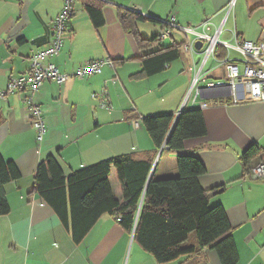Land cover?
Wrapping results in <instances>:
<instances>
[{
    "label": "crops",
    "instance_id": "obj_1",
    "mask_svg": "<svg viewBox=\"0 0 264 264\" xmlns=\"http://www.w3.org/2000/svg\"><path fill=\"white\" fill-rule=\"evenodd\" d=\"M97 1L104 24L94 27L76 0L60 50L43 60H51L63 73L88 60L110 63L99 73L63 84L47 80L35 92L0 98V153L19 172L4 186L10 208L0 215V264H221L209 248L159 263L133 232L125 231L117 217L107 213L80 242H74L53 209L33 192L36 168L49 155L65 175L110 158L153 157L150 176L166 178L177 175L178 154H193L204 164L199 184L213 190L209 205L225 210L237 264H264V178L253 177L241 158L245 149L255 145L261 154L249 167L264 160V101L233 99L224 60L227 49L220 44L204 61V48L195 52L184 48L191 34L172 26L170 36L158 38L164 22L171 21L197 29L206 25L211 34L221 28L219 39L230 44L236 39L264 44V0ZM62 6L63 0H0V90L9 78L28 70L32 54L48 46L53 19ZM120 11L145 19L137 20L130 33L119 21ZM169 46L177 47L179 57L159 72L145 74L142 59ZM229 52L232 58H240L237 52ZM221 82L226 85H216ZM102 90L110 99L109 109L91 97ZM28 95L43 110L47 131L40 143L26 114ZM191 108L202 110L206 133L186 140L181 150L156 149L142 122L134 125L138 117L176 116ZM108 178L114 197L122 201L115 168ZM188 242H195L193 235Z\"/></svg>",
    "mask_w": 264,
    "mask_h": 264
},
{
    "label": "trees",
    "instance_id": "obj_2",
    "mask_svg": "<svg viewBox=\"0 0 264 264\" xmlns=\"http://www.w3.org/2000/svg\"><path fill=\"white\" fill-rule=\"evenodd\" d=\"M79 1L93 26H102L101 3L97 0ZM118 18L130 33H134L137 20L145 19L127 11H120ZM178 57V49L173 46L149 53L142 59L144 73H157ZM140 122L156 149L167 146L170 150H181L186 140L206 133L200 108L182 110L176 118L171 113L141 117ZM259 153L261 151L255 145L242 152L247 170L251 168L249 162ZM152 162L153 157L134 161L121 156L65 175L57 159L49 155L36 168L33 192L53 209L74 242H80L107 213L115 215L125 231L133 232L134 239L159 263L209 248L216 251L221 264H237L238 254L225 210L221 205L210 206L208 199L213 190H205L199 184L198 177L205 172L202 161L193 154H178L177 175L166 178L149 176ZM112 168L116 169L122 185V201L114 197L109 184L108 175ZM18 177L13 161L5 160L0 153V215L8 213L10 208L4 186ZM189 235L194 236L195 242H188Z\"/></svg>",
    "mask_w": 264,
    "mask_h": 264
},
{
    "label": "built area",
    "instance_id": "obj_3",
    "mask_svg": "<svg viewBox=\"0 0 264 264\" xmlns=\"http://www.w3.org/2000/svg\"><path fill=\"white\" fill-rule=\"evenodd\" d=\"M76 0H63V6L60 12L53 19V30L48 46L44 50L35 52L30 57L29 68L26 72L8 79L4 90H0V98L5 99L11 93H21L24 91L35 92L39 90L43 82L50 80L57 84H63L73 77H83L99 73L108 60H88L78 65L71 73H63L51 61H44L43 58L53 57L62 45L63 37L66 32L68 20L73 15L74 4ZM140 12L138 9L135 10ZM165 28L159 34V40H162L172 34V26L179 28L186 34H191L184 44L186 50L195 52V43L202 41L204 48V61L207 57L214 54L215 46L220 44L227 49L225 55L226 71L228 84L231 88L233 99L237 101L240 98L248 100L264 101V44L261 42H251L247 40L236 39L233 44L223 42L219 39L221 28L217 29L215 34L208 32V27L203 25L201 30L193 26H180L171 21H165ZM229 50L238 53L241 58H232ZM241 66V70H240ZM199 73L194 77L195 84ZM220 83L216 84L219 85ZM241 95L243 97H241ZM92 98L98 100L99 106L109 109L111 107L110 99L105 90L99 93H93ZM26 114L31 118L32 126L36 132V141L40 143L47 131L43 110L36 105L31 96L25 98ZM141 118L134 120V125L138 126ZM250 172L253 177L264 178V160H260L251 166Z\"/></svg>",
    "mask_w": 264,
    "mask_h": 264
},
{
    "label": "water",
    "instance_id": "obj_4",
    "mask_svg": "<svg viewBox=\"0 0 264 264\" xmlns=\"http://www.w3.org/2000/svg\"><path fill=\"white\" fill-rule=\"evenodd\" d=\"M195 47L197 48V49H200L201 47H202V41H197L196 43H195ZM220 84H222V85H226V83H224V82H221ZM180 113V112H179ZM178 113V114H179ZM177 114V115H178ZM177 115L175 116V118L177 117ZM169 149L167 146H162L160 149ZM150 176V175H149Z\"/></svg>",
    "mask_w": 264,
    "mask_h": 264
},
{
    "label": "rangeland",
    "instance_id": "obj_5",
    "mask_svg": "<svg viewBox=\"0 0 264 264\" xmlns=\"http://www.w3.org/2000/svg\"><path fill=\"white\" fill-rule=\"evenodd\" d=\"M199 30H201V28H200ZM240 59H241V58H240Z\"/></svg>",
    "mask_w": 264,
    "mask_h": 264
}]
</instances>
